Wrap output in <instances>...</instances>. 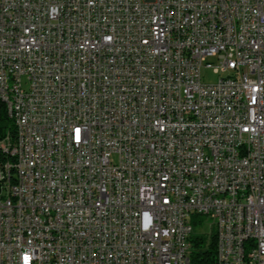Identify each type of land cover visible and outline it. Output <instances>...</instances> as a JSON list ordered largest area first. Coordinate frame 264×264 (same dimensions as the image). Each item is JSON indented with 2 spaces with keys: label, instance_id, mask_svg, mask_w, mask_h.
Segmentation results:
<instances>
[{
  "label": "built area",
  "instance_id": "1",
  "mask_svg": "<svg viewBox=\"0 0 264 264\" xmlns=\"http://www.w3.org/2000/svg\"><path fill=\"white\" fill-rule=\"evenodd\" d=\"M2 116L0 264H264V0H0Z\"/></svg>",
  "mask_w": 264,
  "mask_h": 264
},
{
  "label": "trees",
  "instance_id": "2",
  "mask_svg": "<svg viewBox=\"0 0 264 264\" xmlns=\"http://www.w3.org/2000/svg\"><path fill=\"white\" fill-rule=\"evenodd\" d=\"M10 128V122L6 117L0 118V139L5 135L6 131ZM201 222L198 216H193L192 223L194 228ZM191 264H214L216 258V235L213 233L210 243L207 244V238L203 234L191 235Z\"/></svg>",
  "mask_w": 264,
  "mask_h": 264
},
{
  "label": "rangeland",
  "instance_id": "3",
  "mask_svg": "<svg viewBox=\"0 0 264 264\" xmlns=\"http://www.w3.org/2000/svg\"><path fill=\"white\" fill-rule=\"evenodd\" d=\"M212 59L209 58V61H211ZM202 74L204 76V81L207 82V83H214L217 81V79L219 78V74L218 73H215L213 71L212 68H208V67H204L202 69ZM201 222L197 225V227H195V233L196 234H203L206 236L207 238V244L210 243V240H211V231L209 229V219L207 218H201V217H198Z\"/></svg>",
  "mask_w": 264,
  "mask_h": 264
},
{
  "label": "bare ground",
  "instance_id": "4",
  "mask_svg": "<svg viewBox=\"0 0 264 264\" xmlns=\"http://www.w3.org/2000/svg\"><path fill=\"white\" fill-rule=\"evenodd\" d=\"M4 187V176H0V190H3Z\"/></svg>",
  "mask_w": 264,
  "mask_h": 264
}]
</instances>
